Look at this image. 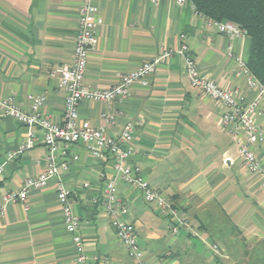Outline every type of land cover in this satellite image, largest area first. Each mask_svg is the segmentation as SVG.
Instances as JSON below:
<instances>
[{"label":"crops","instance_id":"obj_1","mask_svg":"<svg viewBox=\"0 0 264 264\" xmlns=\"http://www.w3.org/2000/svg\"><path fill=\"white\" fill-rule=\"evenodd\" d=\"M93 4L99 21L97 42L89 51L83 79L90 88H109L120 74L185 41L200 76L245 95L247 101L255 97L246 77L237 73L235 60L239 56L247 63L249 37L220 34L191 2ZM79 7L80 0H0V96L12 97L27 109L29 95H43L42 114L61 120L65 93L48 73L72 59ZM221 111V104L190 85L179 54L161 62L146 86L135 83L130 98L79 104V119L105 127L112 137L119 136L126 120L135 122L130 163L170 199L177 217L186 218V225L171 233L169 218L155 204L116 180L117 196L129 210L127 219L144 251V264H264V186L243 166L233 137L220 128ZM102 113L112 120L105 123ZM257 123L264 129L262 116ZM26 138L22 124L1 118L0 163ZM34 141L4 166L0 200L18 192L25 178L45 170L46 149L38 131ZM254 152L264 167V147L255 145ZM226 156L231 161L224 163ZM60 160L59 177L80 218L89 262L97 258L93 264H136L118 241L102 205V175L115 174L111 160L95 159L80 143L69 146ZM214 243L221 247V256L210 250ZM74 255L57 201V178L30 190L25 202L6 205L0 218V264H74Z\"/></svg>","mask_w":264,"mask_h":264},{"label":"built area","instance_id":"obj_2","mask_svg":"<svg viewBox=\"0 0 264 264\" xmlns=\"http://www.w3.org/2000/svg\"><path fill=\"white\" fill-rule=\"evenodd\" d=\"M148 1L156 3L158 0ZM176 2L182 4L190 0H176ZM95 14L96 8L93 0H80L72 59L57 65L48 73L49 77L58 79V87L65 93L64 109L60 121H52L42 114L41 107L45 101L43 95H29L27 109H23L12 97L0 96V119L11 117L22 124L27 132L26 140L4 156L0 163V178L5 165L34 145L37 131L41 134V142L46 149L45 170L38 176L25 178L18 192H9L1 197L0 218L4 215L7 204L25 202L30 190L43 188L51 179L57 178V201L61 209L64 228L71 236L75 254L74 264L97 262V258H91L92 263L89 262L90 257L86 253L84 240L80 234V218L74 213L70 192L59 177V169L63 166L60 158L66 154L69 146L80 143L95 159L109 158L111 160L115 174L102 175L105 182L103 209L110 219L118 241L125 247L128 255L136 264H144V251L138 242L134 225L127 219L129 210L117 196L116 180L139 190L146 203L155 204L161 213L169 218L168 227L171 233L176 234L180 226L186 225V218L177 217L170 199L151 187L142 176L141 169L130 163L135 122L131 119L126 120L119 136L112 137L105 127L91 126L87 121L80 120L79 104L88 100L111 103L128 99L135 83L146 86L148 78L161 62L173 54H179L183 58V70L190 85L207 95L212 101L222 105L218 118L220 128L233 137L243 166L249 173L257 176L259 184L264 186V167L254 152L255 145L264 147V129L257 123L259 116H262L264 120V86L259 83L239 56H235L237 73L246 77L248 89L255 92L253 100L247 101L245 95L235 93L231 89H224L215 81L200 76L190 48L183 41L178 48L164 49L135 69L120 74L113 86L105 89H92L84 84L83 79L89 51L97 42L96 31L99 21L95 18ZM207 23L214 26L220 34L231 38L247 35L243 29L230 21L207 18ZM181 37L184 38V35ZM101 117L105 123L112 120L110 114L102 113ZM227 161H231L229 156L223 159L224 163ZM191 233L196 236L194 231ZM210 250L214 255L221 256L222 249L218 244L210 245Z\"/></svg>","mask_w":264,"mask_h":264},{"label":"trees","instance_id":"obj_3","mask_svg":"<svg viewBox=\"0 0 264 264\" xmlns=\"http://www.w3.org/2000/svg\"><path fill=\"white\" fill-rule=\"evenodd\" d=\"M196 12L217 21H230L250 40L247 67L264 86V0H190Z\"/></svg>","mask_w":264,"mask_h":264}]
</instances>
